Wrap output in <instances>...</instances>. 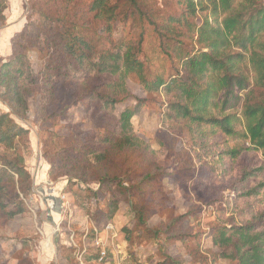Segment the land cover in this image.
<instances>
[{
    "label": "trees",
    "instance_id": "obj_1",
    "mask_svg": "<svg viewBox=\"0 0 264 264\" xmlns=\"http://www.w3.org/2000/svg\"><path fill=\"white\" fill-rule=\"evenodd\" d=\"M27 2L26 23L12 40L11 56L0 64V94L9 109L0 111V146L4 150L0 156V218L11 219L22 214L23 198L32 187V177L25 165L29 131L16 120L25 116L26 95L32 86L30 62L23 49L25 44L41 50L53 48L46 57V65L43 64L46 73L50 74L49 69L52 71L57 63L62 66L64 79L70 77L81 87H85L87 79H101L103 89L96 86L87 89L83 97L105 114L113 115L116 104L128 95L126 79L133 74L145 92L164 97V120H188L210 126L225 136H234L237 124L243 126L244 136L259 154V160L243 169L233 184L239 202H234L232 210L237 208L238 222L226 223L223 212L218 211V220L211 230V242L216 250L210 261L264 264V0H178L183 9L180 15L168 14L160 20L154 11L144 9L142 0ZM6 8L7 0H0V25L5 22ZM135 17L138 21L146 19L152 27L161 55L171 63L170 72L153 70L142 52V35L137 40L123 37L100 49L94 47L92 37H87L86 31H97L100 27V34L105 33L109 38L115 22L124 24L128 18ZM51 55H54L53 63ZM135 99L133 107L120 112L118 131H109L96 147L89 149L96 163L103 162L112 148L119 151L144 147L152 152L133 132L131 119L143 102ZM151 178L144 175L129 186L122 177L110 173L97 178L98 189L92 192L95 202L81 207L95 229L90 227L86 232L84 238L90 234L89 241L84 239L83 246L72 239L66 241L74 264L116 263L107 244L105 255L100 258L102 248L94 242L95 232L114 219L121 200L142 196ZM135 189H140L138 195H132ZM99 191L105 195L97 218ZM134 212L136 225L146 229L153 239L167 229L166 240L185 243L192 238L182 235L180 227L174 232L169 230L170 226L149 229L144 212L136 209L135 204ZM180 218L175 221L179 222ZM122 231L129 239L131 229L123 226ZM84 246L86 252L79 259L77 251ZM128 254L124 262L132 261L134 253L128 251ZM179 258L178 255L166 257L156 264H180ZM1 259L2 256L0 263Z\"/></svg>",
    "mask_w": 264,
    "mask_h": 264
},
{
    "label": "rangeland",
    "instance_id": "obj_2",
    "mask_svg": "<svg viewBox=\"0 0 264 264\" xmlns=\"http://www.w3.org/2000/svg\"><path fill=\"white\" fill-rule=\"evenodd\" d=\"M142 3L144 9L159 16L158 20L183 11L178 0H142ZM16 4L19 10L16 9L15 21L4 27L17 25L14 33L24 23L23 15L29 12L27 0ZM123 23L115 22L109 38L100 34L97 26L98 32L89 29L87 37H92L94 47L100 49L123 37L137 40L142 35V52L153 70L170 72L171 63L161 55L147 20L138 21L135 17ZM10 41L0 47V64L12 54ZM25 45L32 86L26 95L25 116L16 120L29 131L25 165L32 177V187L23 198L22 214L0 218V264H74L66 241L72 239L82 246L85 240L89 241L90 234L87 239L84 235L95 227L81 207L95 202L92 192L98 189L97 178L105 173L122 177L126 186L135 185L144 175L152 177L142 196L121 200L114 219L95 232L96 238L103 239L111 251L113 245L119 244L127 254L134 253L131 262L123 260L121 264H156L177 255L180 264H235L226 259L210 261L216 250L211 230L218 220V211L223 212L226 223L238 222L237 208L232 210L234 202H239L233 184L243 169L259 160V154L244 136L243 126L237 124V133L225 136L210 126L188 120H164V97L145 92L133 74L126 79L128 95L116 104L113 115L105 114L83 97L87 89L95 86L103 89L101 79L92 77L81 87L70 77L64 79L62 66L57 63L47 74L44 66L48 60H45L53 48L41 50ZM51 58L53 63L54 55ZM135 98L143 102L131 119L133 132L152 152L144 147L119 151L112 148L103 162L96 163L89 149L96 147L109 131H118L120 112L133 107ZM7 110L0 94V111ZM3 152L0 146V156ZM140 189H135L132 195H138ZM99 192L97 218L105 195ZM134 204L144 212L147 228L170 226L169 230L174 232L180 227L182 235L192 238L185 243L166 240L168 229L160 231L157 240L149 237L146 229L136 225ZM178 217L179 222L175 221ZM108 225L112 229H106ZM123 226L131 229L129 239L124 237ZM117 256L121 259V253Z\"/></svg>",
    "mask_w": 264,
    "mask_h": 264
},
{
    "label": "crops",
    "instance_id": "obj_3",
    "mask_svg": "<svg viewBox=\"0 0 264 264\" xmlns=\"http://www.w3.org/2000/svg\"><path fill=\"white\" fill-rule=\"evenodd\" d=\"M19 1L21 2L22 0H18V1L17 0H7V8L4 11L5 22H4V24L0 25V28L4 29L2 31L0 29V47L6 41H8V40L10 41V39H11L10 46H11V49H12V40H13L14 36L24 27V25L26 23V18H27L28 12L25 14V16L23 15L24 23L20 26L19 30L15 31V33L13 32L15 30L14 28L17 26L15 24L14 25H9L6 28H4L5 25H8V24H10V22L15 21L14 18H15L16 15H18L16 9L19 6V4H16V2L18 3ZM18 10H19V8H18ZM11 35H12V37H11Z\"/></svg>",
    "mask_w": 264,
    "mask_h": 264
},
{
    "label": "built area",
    "instance_id": "obj_4",
    "mask_svg": "<svg viewBox=\"0 0 264 264\" xmlns=\"http://www.w3.org/2000/svg\"><path fill=\"white\" fill-rule=\"evenodd\" d=\"M106 229H112V225H108ZM115 236H116V234L112 235V237H115ZM94 242L97 246H101L102 249L100 250L99 255H100V258H102L105 255L104 246L106 245V242L99 237L95 238ZM85 252H86V247L84 246L82 249H79L77 251L76 256L80 259V258H82L83 254ZM118 253H121V259L118 258V256H117ZM112 254H113V258L116 260V264H121V262L123 260L129 258L128 254L125 252V250L119 244L113 245ZM127 264H130V263H127Z\"/></svg>",
    "mask_w": 264,
    "mask_h": 264
},
{
    "label": "water",
    "instance_id": "obj_5",
    "mask_svg": "<svg viewBox=\"0 0 264 264\" xmlns=\"http://www.w3.org/2000/svg\"><path fill=\"white\" fill-rule=\"evenodd\" d=\"M51 199H53L54 201H58V199L55 197H51Z\"/></svg>",
    "mask_w": 264,
    "mask_h": 264
}]
</instances>
